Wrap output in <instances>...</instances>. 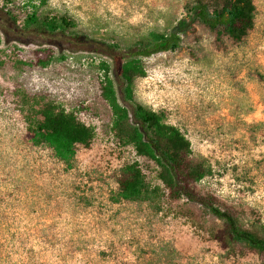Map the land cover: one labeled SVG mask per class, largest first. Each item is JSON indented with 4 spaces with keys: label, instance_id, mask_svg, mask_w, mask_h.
I'll use <instances>...</instances> for the list:
<instances>
[{
    "label": "rangeland",
    "instance_id": "374dc122",
    "mask_svg": "<svg viewBox=\"0 0 264 264\" xmlns=\"http://www.w3.org/2000/svg\"><path fill=\"white\" fill-rule=\"evenodd\" d=\"M40 1L85 38L124 47L191 20L180 48L142 57L134 100L178 127L210 167L197 191L264 225V0H253L254 26L239 41L191 19L195 0H0V264H264L249 250L229 255L209 235L219 221L183 198L159 209L118 198L128 162L160 184L156 165L114 136L101 96L100 64L114 78L127 52L19 34L23 8ZM46 101L95 130L69 162L27 131L29 106Z\"/></svg>",
    "mask_w": 264,
    "mask_h": 264
},
{
    "label": "trees",
    "instance_id": "16d2710c",
    "mask_svg": "<svg viewBox=\"0 0 264 264\" xmlns=\"http://www.w3.org/2000/svg\"><path fill=\"white\" fill-rule=\"evenodd\" d=\"M42 3L23 8L19 34L40 38L47 44L65 40L83 50L92 49L113 57L114 52H127L116 63L114 78L109 74L108 64H100L103 71L101 96L112 113L114 136L122 144L131 146L138 156L156 165L160 184L150 185L139 163L128 162L119 169L118 198L150 202L156 209L164 199L183 198L219 221V225L209 228V235L221 243L229 255L241 248L260 255L264 262V225L260 221L244 224L233 208L220 206L212 195L197 191L195 183L211 174L210 167L202 158L192 156L190 141L178 127L166 123L163 114L134 100V81L145 75L142 57L180 48L192 21L182 18L171 30L150 31L124 47L117 41L106 44L85 38L75 30L76 24L71 18L52 14L42 8ZM189 13L191 19L217 35L239 41L254 26L255 5L253 0H195ZM95 43L101 47L95 48ZM25 116L33 143L47 145L63 162L75 156L78 145L89 146L95 135L93 127L52 101L31 104Z\"/></svg>",
    "mask_w": 264,
    "mask_h": 264
}]
</instances>
